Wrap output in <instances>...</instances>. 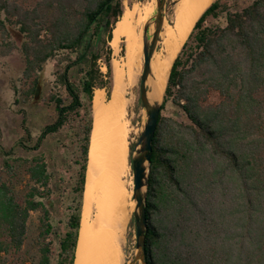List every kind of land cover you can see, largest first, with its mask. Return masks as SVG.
<instances>
[{"label": "trees", "instance_id": "1", "mask_svg": "<svg viewBox=\"0 0 264 264\" xmlns=\"http://www.w3.org/2000/svg\"><path fill=\"white\" fill-rule=\"evenodd\" d=\"M123 12L121 0H0V33L13 29L22 39L27 95L41 93L49 61L62 56L65 65L59 83L71 102L52 95L59 117L41 139L72 112L79 116V168L58 258L51 240L56 175L43 157H17L0 145V264L26 263L32 212L40 213L37 264H74L94 94L109 82L94 39L107 51L110 73ZM169 104L185 118L165 114ZM147 218L148 264H264V0H214L176 56L153 140Z\"/></svg>", "mask_w": 264, "mask_h": 264}, {"label": "rangeland", "instance_id": "2", "mask_svg": "<svg viewBox=\"0 0 264 264\" xmlns=\"http://www.w3.org/2000/svg\"><path fill=\"white\" fill-rule=\"evenodd\" d=\"M26 5L34 3V0H19ZM174 0H167V5ZM123 9L126 5L146 4L154 5L155 0H121ZM177 6L168 8L167 6V24H175V11ZM120 19V18H119ZM116 24V23H115ZM115 27V26H114ZM164 37L162 40L164 42ZM22 39L12 29L11 36L4 37L0 33V145L7 149L14 148L15 156L34 159L43 157L50 170L56 175L52 186L55 190V205L52 208L53 223L55 229L51 240L53 241V256L58 258L60 249L59 240L64 236L67 230V221L69 217L68 206L73 196L71 187L75 183L76 172L79 166L76 165L78 158V139L76 132L79 130V116L77 112H72L68 120L57 132L48 133L44 138L41 136L48 125L58 120L59 113L55 108V103L51 97L53 94L63 98V104L68 105L71 98L66 88L60 85L59 74L64 70L62 56H57L49 61L41 74L42 91L34 95H27L31 80L24 78L25 61L21 54ZM96 48L94 51L102 52V59L99 60V66L104 74L107 83V93L111 92V72L105 63L107 51L97 39H94ZM124 44H122V47ZM161 47V48H160ZM159 54L164 49V43L159 45ZM93 50V49H92ZM180 52V51H179ZM178 52V53H179ZM178 55V54H177ZM113 58V53L111 60ZM87 65H80L76 69V79L79 78ZM144 69V65H143ZM142 69V71H143ZM17 91V92H16ZM127 92V93H126ZM130 89L124 93L127 100V117L129 125V163L131 167V176L128 178V186L125 200L117 212V230L114 240V247L121 255L122 264H128L135 257L136 248V223L134 218V204L131 196L132 182L134 180L131 163V151L135 147L146 121V114L140 100V89L131 96ZM131 101V102H130ZM167 115H174L183 120L185 117L178 110L168 105L164 110ZM31 133L29 135L27 133ZM39 145L37 149L36 145ZM25 177L23 184L25 185ZM40 213L32 212L29 219V232L23 247V254L27 258L25 264H37L40 257L39 248V227ZM122 246L126 247L127 257H125ZM35 261H34V260ZM56 262V261H55Z\"/></svg>", "mask_w": 264, "mask_h": 264}, {"label": "bare ground", "instance_id": "3", "mask_svg": "<svg viewBox=\"0 0 264 264\" xmlns=\"http://www.w3.org/2000/svg\"><path fill=\"white\" fill-rule=\"evenodd\" d=\"M213 1L179 0L175 5V24L165 22L160 41V45L164 43V49L160 54L159 49L152 60L153 75L147 83L152 101L163 98L178 52L196 21ZM152 11L153 4L150 3L126 5L113 29L110 42L113 49L111 92L109 95L105 88H96L94 94L93 130L74 264H122L114 240L118 227L117 212L125 200L131 176L130 121L124 93L130 89L131 96L135 95L132 88L136 86L144 65V26ZM133 187L134 180L131 196L135 205Z\"/></svg>", "mask_w": 264, "mask_h": 264}, {"label": "water", "instance_id": "4", "mask_svg": "<svg viewBox=\"0 0 264 264\" xmlns=\"http://www.w3.org/2000/svg\"><path fill=\"white\" fill-rule=\"evenodd\" d=\"M179 0H174L167 5V0H155L153 11L149 21L144 26L143 53L144 69L138 78L136 86L132 88L133 93L140 89V100L146 114V121L141 135L131 151L132 172L134 177L133 200L134 218L136 223V248L137 252L128 264H148L146 240L149 231L147 206L150 170L153 155V140L159 121L164 96L161 100L152 101L149 97L148 80L152 77V60L158 51L161 33L165 22H167V6H175ZM90 47V45L88 46ZM84 56L81 57V59ZM167 86V85H166ZM166 90V89H165ZM165 95V92H164ZM123 253L127 257V250L122 246Z\"/></svg>", "mask_w": 264, "mask_h": 264}, {"label": "crops", "instance_id": "5", "mask_svg": "<svg viewBox=\"0 0 264 264\" xmlns=\"http://www.w3.org/2000/svg\"><path fill=\"white\" fill-rule=\"evenodd\" d=\"M93 102H94V100H93ZM90 146H91V142H90ZM90 149V148H89ZM89 152H90V150H89ZM90 154V153H89Z\"/></svg>", "mask_w": 264, "mask_h": 264}]
</instances>
